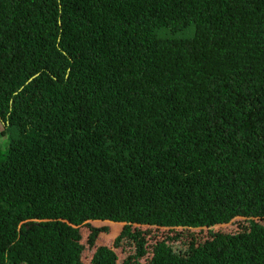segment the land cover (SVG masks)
<instances>
[{
  "label": "trees",
  "instance_id": "obj_1",
  "mask_svg": "<svg viewBox=\"0 0 264 264\" xmlns=\"http://www.w3.org/2000/svg\"><path fill=\"white\" fill-rule=\"evenodd\" d=\"M134 225L264 264V0H0V264H159Z\"/></svg>",
  "mask_w": 264,
  "mask_h": 264
},
{
  "label": "rangeland",
  "instance_id": "obj_2",
  "mask_svg": "<svg viewBox=\"0 0 264 264\" xmlns=\"http://www.w3.org/2000/svg\"><path fill=\"white\" fill-rule=\"evenodd\" d=\"M247 222L245 221V223L243 222H238V223H235L234 225L232 226H226L224 227V229H222L221 231H219L220 233H225L226 236L225 239H230L232 237L231 234H234L236 231H239L241 230V228L244 226H248V223L246 224ZM105 224H102V223H99L98 224V227H102L104 226ZM113 225V229H114V235L111 236V235H106V234H102L99 238V242H100V245H103V246H107L109 248H114V243H115V236L117 237V235L119 236L121 234V232L123 231V226H119V225ZM222 227V226H221ZM133 231H134V235L136 232L138 231H147V234H146V239L148 240V245L147 247L148 248H152V246L154 245L155 242H158L160 240H163L164 238L165 239H168V238H173L175 239L174 241H171L170 244H172V247L169 248V254L167 256H164V255H155V257H158V263L159 264H178V260L177 258H192L193 256H195V253L193 255H190L189 252H190V248H188L186 245H184V243L187 241L189 242L188 245H194L196 244L195 243V240L196 238H198L200 235H202L203 237V232L201 230H189L188 233H187V237L185 238L184 242H182L181 240V236H177L176 234H173L171 233V229H165V228H157V227H153V226H150V225H147V226H142V227H139V226H133ZM216 233H218L216 231ZM82 234H83V240H84V243L87 244V236H88V232L85 228H82ZM112 234V233H111ZM207 234V233H205ZM133 236V235H132ZM132 236H129V237H126L125 240H126V243L124 246H122V251H121V254L120 253H117L119 257L118 261H122L123 258H125L124 256H127L129 255V253H131L132 251V247L131 245L129 244L130 243V239H132L134 241V238ZM200 238V237H199ZM177 242V243H176ZM227 243H228V240H227ZM233 243V242H232ZM197 245H200V243H198ZM226 245V242L224 240H221L219 241V249L220 247L222 246L223 251H225L224 249V246ZM205 248V247H204ZM203 248V249H204ZM201 248L198 247L197 250H200ZM92 250L90 249H87L86 250V253H85V262L87 264H91V261H92V253H91ZM135 250L133 249V252ZM173 252V253H172ZM174 256V257H172ZM155 260V259H154ZM153 260V261H154ZM161 261V262H160Z\"/></svg>",
  "mask_w": 264,
  "mask_h": 264
},
{
  "label": "clouds",
  "instance_id": "obj_3",
  "mask_svg": "<svg viewBox=\"0 0 264 264\" xmlns=\"http://www.w3.org/2000/svg\"><path fill=\"white\" fill-rule=\"evenodd\" d=\"M112 224H114V225H119V226L122 225L123 228L126 226V224H118V223H113V222L106 221V222H105V225L111 227V230H110V233H112L111 236L114 235V229H113V225H112ZM134 226H137V225H134ZM139 227H142V226H139ZM115 237H116V236H115ZM117 237H118V235H117ZM117 237H116V238H117Z\"/></svg>",
  "mask_w": 264,
  "mask_h": 264
}]
</instances>
